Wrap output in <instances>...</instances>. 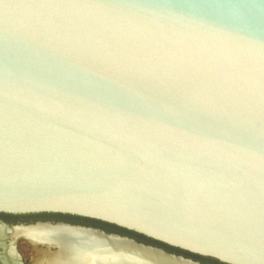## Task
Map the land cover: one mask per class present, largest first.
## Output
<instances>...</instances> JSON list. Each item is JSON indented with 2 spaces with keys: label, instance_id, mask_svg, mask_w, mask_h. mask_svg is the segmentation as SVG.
<instances>
[{
  "label": "water",
  "instance_id": "95a60500",
  "mask_svg": "<svg viewBox=\"0 0 264 264\" xmlns=\"http://www.w3.org/2000/svg\"><path fill=\"white\" fill-rule=\"evenodd\" d=\"M0 213L264 264V0H0Z\"/></svg>",
  "mask_w": 264,
  "mask_h": 264
},
{
  "label": "bare ground",
  "instance_id": "6f19581e",
  "mask_svg": "<svg viewBox=\"0 0 264 264\" xmlns=\"http://www.w3.org/2000/svg\"><path fill=\"white\" fill-rule=\"evenodd\" d=\"M11 230L12 242L8 244L5 256L15 258V239L26 237L39 253L34 264H192L95 231L48 224ZM4 236L5 231L0 228V238Z\"/></svg>",
  "mask_w": 264,
  "mask_h": 264
},
{
  "label": "flooded vegetation",
  "instance_id": "af4514ba",
  "mask_svg": "<svg viewBox=\"0 0 264 264\" xmlns=\"http://www.w3.org/2000/svg\"><path fill=\"white\" fill-rule=\"evenodd\" d=\"M37 223H51V224L64 223L71 226H79L87 229L99 230L106 234H116L123 237H128L135 240L139 244H144L146 246L159 248L167 253L179 257H183L185 260L190 261L192 264H224L219 262L218 260L209 257L195 255L177 248H173L161 243H157L155 241H150V239H144L136 235L125 233L120 229H115L111 225H108L103 222L101 223L96 220L80 218L76 216L73 217L68 215H64V216L51 215V214L10 215L4 213H0V228L4 229L5 231L4 238H0V264H34L38 254L37 250L32 244H30V242L28 241L29 239L27 240L26 238L23 237H21L18 240L17 245L15 247L16 253L19 256L9 259L5 255L7 252L8 244L12 242L10 236L13 230L11 229L20 226L28 227L29 225H33ZM9 230H11V232Z\"/></svg>",
  "mask_w": 264,
  "mask_h": 264
},
{
  "label": "trees",
  "instance_id": "16d2710c",
  "mask_svg": "<svg viewBox=\"0 0 264 264\" xmlns=\"http://www.w3.org/2000/svg\"><path fill=\"white\" fill-rule=\"evenodd\" d=\"M43 215H49V214H43ZM51 215H59V216H64V215H61V214H51ZM68 216H70V215H68ZM74 217V216H73ZM102 223V222H101ZM104 223V222H103ZM107 224V223H106ZM108 225H111V224H108ZM112 227H114L115 229H120L121 231H123V232H125V233H128V234H131V235H136V236H139V237H141V238H144V239H149V238H147V237H145V236H143V235H140V234H137V233H135V232H131V231H128V230H125V229H122V228H119V227H117V226H114V225H111ZM150 241H154V240H152V239H150ZM156 242V241H155ZM157 243H159V242H157ZM162 244V243H161ZM165 245V244H164Z\"/></svg>",
  "mask_w": 264,
  "mask_h": 264
},
{
  "label": "rangeland",
  "instance_id": "374dc122",
  "mask_svg": "<svg viewBox=\"0 0 264 264\" xmlns=\"http://www.w3.org/2000/svg\"><path fill=\"white\" fill-rule=\"evenodd\" d=\"M38 253V252H37ZM39 256V253L37 254V257ZM37 257H36V259H37ZM36 261V260H35Z\"/></svg>",
  "mask_w": 264,
  "mask_h": 264
}]
</instances>
